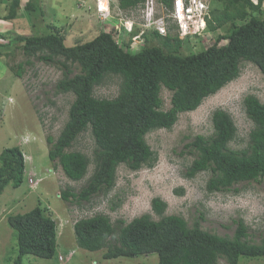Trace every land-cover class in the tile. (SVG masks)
<instances>
[{"label":"trees","instance_id":"obj_1","mask_svg":"<svg viewBox=\"0 0 264 264\" xmlns=\"http://www.w3.org/2000/svg\"><path fill=\"white\" fill-rule=\"evenodd\" d=\"M221 1L225 9L211 13L208 29L215 32L229 22L231 28L218 35L211 46L187 56L179 54L184 43L179 34L172 36L169 32L163 36L156 30L147 31L144 39L152 35L160 45L144 47L139 52H132L130 43H118L111 32H100L73 46H67L55 32L16 36L28 59L37 57L62 69L56 94L74 96L59 137H48L50 160L73 181L85 179L91 163H95L94 172L82 189L78 193L66 189L62 194L64 200L89 203L95 196L110 192L116 186L121 165L132 171L153 166L157 155L147 143V135L154 130L172 129L180 114L197 110L206 98L237 79L242 63L254 64L264 75V0L257 4L252 0ZM40 2L27 0L25 4L30 17L36 15L33 27L36 20H45ZM145 2L120 0V6L135 9ZM162 3L173 8V0ZM21 5V0H12L6 19H15ZM223 41L226 42L221 44ZM75 64L80 67L79 74L73 72ZM22 67L23 64L19 69ZM111 76L121 79L118 96L98 98L97 87ZM163 89L172 94L168 110H164ZM244 107L254 124L246 149L231 147L238 130L232 116L224 110H217L212 116V136L198 135L188 145L196 157L186 176L194 178L210 172L208 193L226 192L236 184L264 179V103L249 95L244 99ZM88 131L95 142L93 161L81 151H71ZM25 168L20 147L1 152L0 196L7 186L19 188L23 184ZM166 209L167 203L156 198L152 210L158 220L151 214L129 223H114L103 214L81 219L74 225L77 244L89 251L106 249L105 259L157 255L159 264H220L223 259L227 264H239L241 257H264V244L250 243L251 234L243 219L236 221L233 238H226L203 230L201 220L190 226L182 216L166 215ZM9 224L17 232L18 256L14 264H23V257L29 254L45 259L55 257L57 224L45 215L42 207L9 217Z\"/></svg>","mask_w":264,"mask_h":264},{"label":"rangeland","instance_id":"obj_2","mask_svg":"<svg viewBox=\"0 0 264 264\" xmlns=\"http://www.w3.org/2000/svg\"><path fill=\"white\" fill-rule=\"evenodd\" d=\"M26 1L22 0L17 17L11 20L6 16L12 0L0 4V154L5 148L20 147L26 164L23 184L19 188L7 186L0 196V264H14L18 256L17 232L10 226L9 217L25 214L37 206L56 222L58 248L52 259L29 254L23 257V264H159L157 255L105 259L106 249L80 248L74 231L77 221L98 214L108 216L114 223L118 220L129 223L146 214L158 220L152 210L156 198L167 203L166 215L182 216L190 226L201 220L203 230L220 237L233 238L236 221L243 219L251 234L250 243L264 244V179L236 184L226 192L208 193L210 172L194 178L186 176L196 157L188 145L198 135H213L212 116L217 110L226 111L235 121L238 132L231 147L235 150L248 147L254 124L246 115L244 99L255 95L264 103V75L257 66L242 63L237 79L206 98L197 110L180 114L172 129L150 132L147 143L157 155L153 166L132 171L121 165L116 186L110 192L95 196L89 203L78 204L72 198L64 200L62 194L68 188L78 193L93 174L95 163H91L85 179L73 181L50 160L48 142L49 136L57 139L62 132L74 96L56 94V84L63 77L61 68L37 57L28 59L23 43L15 40L16 36L55 32L64 38L67 46H73L100 32H111L118 43H130L129 49L139 52L144 47L160 45L152 35L144 39V34L152 32L147 30L149 26L154 28L163 23L166 29L161 35L179 34L184 41L179 54L187 56L211 46L218 35L229 31L231 23L211 32L208 26L203 30L205 27L198 21L196 29L200 28V32L185 36L173 9L166 8L162 0H149L135 9L119 7L120 0H105L108 8L103 12L98 11V0H41L45 20L43 23L36 20L33 27L36 15L30 17L25 9ZM203 3L210 15L225 9L221 0H203ZM40 13L38 8L41 19ZM125 21H130L132 33L122 25ZM28 60L30 63H26ZM21 64L23 67L19 69ZM72 69L74 74L80 73L77 64ZM120 83L119 77L111 76L97 87L95 94L98 98L114 99L119 94ZM171 96L167 89L162 90L164 110L171 107ZM94 149L95 142L88 131L71 151H81L93 161ZM220 264L227 263L223 259ZM239 264H264V257H241Z\"/></svg>","mask_w":264,"mask_h":264},{"label":"clouds","instance_id":"obj_3","mask_svg":"<svg viewBox=\"0 0 264 264\" xmlns=\"http://www.w3.org/2000/svg\"><path fill=\"white\" fill-rule=\"evenodd\" d=\"M147 1H149V0H146V2ZM179 1L180 0H173V8L172 9H173V13H174V18L178 21V26L181 30L182 35H183V33L186 34L185 36H188L191 34H193V35L198 34L200 32V28L196 29L198 21H200L201 24H203L202 27H205L203 29V30H205L208 26L207 20H208V17L210 16V14L207 13L206 5L203 3V0H181L182 6H180L178 8ZM145 3L141 4V5H145ZM141 5H139V6H141ZM119 7H121L120 1H119ZM129 23H130V21H125V24L122 23V25L127 29V31L129 33H132L133 27H129ZM158 28L159 29L161 28L163 30L160 31V30H158ZM165 29L166 28H165V25L163 23H160L159 25H155L154 28H152L150 26L147 28V30H150V31L156 30L160 34H163L162 31L164 32Z\"/></svg>","mask_w":264,"mask_h":264},{"label":"built area","instance_id":"obj_4","mask_svg":"<svg viewBox=\"0 0 264 264\" xmlns=\"http://www.w3.org/2000/svg\"><path fill=\"white\" fill-rule=\"evenodd\" d=\"M97 7H98V11L99 12H103L104 11V8H108V5L106 4V1L104 0H98V5H97ZM108 10V9H107ZM158 30H163V29H159L158 28Z\"/></svg>","mask_w":264,"mask_h":264},{"label":"crops","instance_id":"obj_5","mask_svg":"<svg viewBox=\"0 0 264 264\" xmlns=\"http://www.w3.org/2000/svg\"><path fill=\"white\" fill-rule=\"evenodd\" d=\"M9 0H0V4H6V2H8ZM22 1V0H21ZM0 15H1V11H0Z\"/></svg>","mask_w":264,"mask_h":264},{"label":"bare ground","instance_id":"obj_6","mask_svg":"<svg viewBox=\"0 0 264 264\" xmlns=\"http://www.w3.org/2000/svg\"><path fill=\"white\" fill-rule=\"evenodd\" d=\"M180 6H182V5H181V0H180L179 3H178V8H179ZM157 27H158V26H157Z\"/></svg>","mask_w":264,"mask_h":264}]
</instances>
